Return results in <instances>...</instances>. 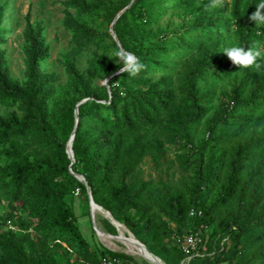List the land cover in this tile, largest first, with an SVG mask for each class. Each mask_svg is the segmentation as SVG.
Returning <instances> with one entry per match:
<instances>
[{
    "label": "trees",
    "instance_id": "16d2710c",
    "mask_svg": "<svg viewBox=\"0 0 264 264\" xmlns=\"http://www.w3.org/2000/svg\"><path fill=\"white\" fill-rule=\"evenodd\" d=\"M4 1L0 0V43L4 41ZM168 1H174L175 7H192L208 0H127L120 10L132 2L131 6L113 24L121 46L111 37L115 49L95 55L86 73L76 68L74 57L90 43L100 45L101 39L89 21L105 13L109 2L69 0L65 4L63 23L71 33L74 48L64 65L77 99L53 118L47 104L54 93L55 76L41 69V63L49 58L50 47L42 26L32 23L31 11L25 16L23 30L24 81L11 77L5 52L0 50V105L20 112L0 115V207L5 209V214L0 215V264H102L103 258L122 262L112 252L100 253L96 237L92 249L83 237L72 204L79 189L89 209L88 194L85 184L71 171L84 176L94 202L118 223L132 228L134 237L164 264H180L184 255L180 246L170 240L172 232L149 219L155 207L173 217L178 224V239L188 230L210 227L218 209L233 208L235 216L220 219L225 233L217 238L212 264L233 259L234 264H264V136L262 140L250 137L244 142L233 135L223 136L222 145L234 146L221 158L200 162L190 195L173 191L168 184H162L157 193L151 192V182L137 178L138 166L146 156L156 167L166 158L161 138H148L146 132L159 131L170 136L172 145L180 146L189 137L190 125L205 117L209 96H201L197 84L206 76L220 80L229 77L236 67L246 71L242 89L251 88L250 94L243 99L235 94L231 105L223 102L222 116L244 113L250 117L264 106L263 56L249 67L229 61L216 70L212 53L203 51L182 86L176 87L166 73L159 78L153 76L156 69L164 71L162 59L170 46L189 45L185 36L170 39L160 28H153ZM258 2L231 0L228 7L215 12L201 26L198 49L204 48L212 34L221 36L228 27L242 39L264 42V25L250 19ZM121 50L144 65L138 75L121 71L124 61L117 55ZM224 70L227 73H220ZM98 77L107 80V85H94ZM85 99L78 106L72 163L67 143L75 127L76 106ZM210 125L216 131L219 121H211ZM53 126L61 127L62 137L54 133ZM39 137L48 143L56 141L57 154L31 158L30 145ZM205 150L206 145L201 152ZM214 193L218 199L208 207V198ZM192 209L201 210L202 216L190 217ZM11 228L20 230L23 239ZM32 232L38 237L34 238ZM167 238L171 244L164 242ZM224 239L232 243L227 253V243L222 246ZM205 257L193 258L189 264Z\"/></svg>",
    "mask_w": 264,
    "mask_h": 264
},
{
    "label": "rangeland",
    "instance_id": "374dc122",
    "mask_svg": "<svg viewBox=\"0 0 264 264\" xmlns=\"http://www.w3.org/2000/svg\"><path fill=\"white\" fill-rule=\"evenodd\" d=\"M69 0H6L4 18L1 24V29L4 31V41L0 43V50L5 52L7 63L9 66L11 77L24 81L25 79V55H24V38L23 30L25 25V16L28 11H31V21L34 25H40L43 28V37L45 42L50 47L49 58L41 63V69L46 74H53L55 82L53 84L54 93L47 104L48 113L51 118L57 116L64 108V106L75 99L77 95L73 92L69 84V78L65 68V61L67 55L73 50L72 36L68 29L64 26V10L65 4ZM127 0H108V9L105 13L95 15L89 21L92 28L97 31V36L100 45L90 43L86 45L74 57L76 68L86 73L91 66V61L95 55L110 53L115 48L112 45L110 38L112 36L111 27L116 16L122 11L120 8L126 4ZM231 0H208L198 3L195 6H181L175 7L174 1H168L165 12L160 16L158 22L153 25L154 30H160L166 35V38L179 39L185 36L189 41L188 47H180V43H174L169 47V53L163 57L162 63L164 71L161 68L156 69L153 76L159 78L166 75L170 78L173 84L182 86L193 71V62L202 57V52H211L212 66L218 70L226 66L231 61L223 52L225 48L232 46H239L245 49H254L261 52L264 57V42L247 41L245 38H240L234 33L232 27H228L223 35L218 36L212 34L210 38L206 39L203 49H198L196 43L197 37L202 32L201 26L205 25L208 19L218 10L226 8L230 5ZM4 4V3H3ZM73 12L72 9H70ZM211 14V15H210ZM114 17V18H113ZM195 27L194 29H192ZM158 38L159 35H158ZM114 40V38H113ZM185 40V43H186ZM115 41V40H114ZM116 42V41H115ZM252 42V43H251ZM251 43V44H249ZM119 47L118 43L116 42ZM210 59V60H211ZM229 70V69H227ZM227 70L220 73H227ZM246 78V71L240 70L236 67L232 70L229 77L223 79H216V77H205L197 84L200 95L208 94L209 99L206 100L208 112L205 117L190 125L189 137H185L180 146L172 145L170 136L161 134L159 131L146 132L148 138L159 137L164 142V149L166 151V158L162 161L160 167H156L151 158L146 156L139 164L137 169V178L144 181H150L149 190L151 192H159L162 190V184H168L173 191L183 192L190 195V188L193 184V179L200 166L208 163L213 157L215 159L221 158L225 154H229L234 144L222 145L221 140L223 136H236L235 140L244 142L250 137L260 138L264 136V106L250 117L239 113L236 115L222 116L223 102L225 106L231 105L232 96L239 94L240 98H246L251 88L242 89V81ZM105 80L98 77L93 81L94 85L103 84ZM228 96H231L229 98ZM13 112L20 114L16 108H9L0 105V115L5 117ZM241 116V117H240ZM240 118H245L240 120ZM248 119V121H247ZM211 121H219V128L212 131L210 128ZM61 127L53 126L54 133L62 137ZM264 139V137H263ZM206 145V150L201 152L203 146ZM57 143L51 140L50 143L42 137L35 139V142L30 145L29 153L31 158L38 156L52 157L57 154ZM74 163V162H73ZM79 190V189H77ZM77 190L74 193V202L72 204L75 215L78 218V225L83 237L89 242L92 249L93 238L96 237L97 249L100 253L112 252L120 259V264H153L133 253L127 245L115 240H102L96 235L94 227L101 229L112 236H118L120 233L117 228L111 223L110 219L106 217L99 209L96 210L94 221H92L90 208H86L83 202V196ZM218 199L217 193H214L208 198V207L216 202ZM218 209L214 214L215 222L210 227H205L201 232L206 240L201 253L206 257L198 259L192 264H212L215 258L212 254L216 252L218 247V237L225 233V230L220 225V219L232 218L235 216L233 208ZM5 214V209L0 207V215ZM149 219L153 220L155 224H163L168 230L172 232L171 241L180 246L176 233H178V224L173 220V217L167 213H163L157 207L149 215ZM125 234L132 232V228L124 223H120ZM114 227L115 230L112 229ZM13 232L18 233L17 237H21L20 230L11 228ZM33 237L37 238L38 234L32 232ZM134 235V234H133ZM108 241V242H107ZM169 238L164 242L170 243ZM231 242L226 244V253L231 250ZM65 247V244L61 245ZM104 251H101V250ZM130 252V253H129ZM231 252V251H230ZM132 253V254H131ZM231 254V253H230ZM211 256V257H210ZM235 259L227 261L222 264H234ZM182 264V263H180Z\"/></svg>",
    "mask_w": 264,
    "mask_h": 264
},
{
    "label": "clouds",
    "instance_id": "9594fccd",
    "mask_svg": "<svg viewBox=\"0 0 264 264\" xmlns=\"http://www.w3.org/2000/svg\"><path fill=\"white\" fill-rule=\"evenodd\" d=\"M262 10H264V0H259L256 4V10L250 16V19L259 25H264V11ZM223 52L233 64L241 67H249L256 64L257 58L261 56V52L258 50L245 49L239 46L225 48ZM117 55L124 61L122 71H127L130 75L136 76L143 70L144 65L132 54L121 50Z\"/></svg>",
    "mask_w": 264,
    "mask_h": 264
},
{
    "label": "built area",
    "instance_id": "2783aa9c",
    "mask_svg": "<svg viewBox=\"0 0 264 264\" xmlns=\"http://www.w3.org/2000/svg\"><path fill=\"white\" fill-rule=\"evenodd\" d=\"M77 192H79V190H77ZM189 216L200 217L202 216V211L192 209L189 212ZM178 241L180 243V249L184 255V259L181 262L182 264H189L193 258L202 257L204 255L203 253H201V250L205 245L206 240L201 230H197V231L188 230V232L185 235H183L181 238H179ZM227 242L228 240L224 239L222 242V246L224 245V243ZM117 263L118 261L116 259H111V258L102 259V264H117Z\"/></svg>",
    "mask_w": 264,
    "mask_h": 264
},
{
    "label": "bare ground",
    "instance_id": "6f19581e",
    "mask_svg": "<svg viewBox=\"0 0 264 264\" xmlns=\"http://www.w3.org/2000/svg\"><path fill=\"white\" fill-rule=\"evenodd\" d=\"M69 148H70V146H68V149ZM97 209H99L101 212H103V214L110 219V216L104 210L98 208L95 205H93L92 210H91L93 216L95 215ZM117 226L120 230L119 231L120 235L112 236V235L104 232L103 230L96 228L98 231V236L102 240L115 239V240H118V241L124 243L125 245H127V247L133 253L140 255L141 257L145 258L146 260H148L149 262H151L153 264H164V262L162 260H160L158 257L152 256L150 254V251H148L147 249L144 248L145 246H142L141 244H139L141 242L139 240H137L133 234H131L130 232H127L125 234V230H124L122 225H117Z\"/></svg>",
    "mask_w": 264,
    "mask_h": 264
},
{
    "label": "water",
    "instance_id": "95a60500",
    "mask_svg": "<svg viewBox=\"0 0 264 264\" xmlns=\"http://www.w3.org/2000/svg\"><path fill=\"white\" fill-rule=\"evenodd\" d=\"M132 2H133V0H132ZM132 2L127 6V7H125L117 16H116V18H115V20H114V22H113V24L115 23V21L131 6V4H132ZM113 24H112V27H111V33H112V36H113V38H114V40L118 43V45L119 46H121L120 45V43H119V40L117 39V37H116V34L114 33V31H113ZM122 71V70H121ZM103 85H107V80H105L104 81V83H103ZM87 99H85V100H82L81 102H79L78 104H77V106H76V109H75V118H76V120H75V127H74V130H73V132H72V135H71V137H70V139H69V141H68V143H67V154H68V157L71 159V161H72V163L73 162H75V160H74V154H73V150H72V143H73V139H74V136H75V131H76V129H77V126H78V122H79V119H78V106L80 105V104H82V103H84L85 101H86ZM68 146H70V148L68 149ZM71 173L80 181V182H83L84 184H85V186H86V189H87V194H88V200H89V208H90V214H91V218H92V221H94V216H93V214H92V212H91V210H92V207H93V205H95V206H97L98 208H100V209H102V210H104L101 206H99V205H97L95 202H94V200H93V198H92V194H91V191H90V188H89V186H88V184H87V181L85 180V178H84V176H82V175H79V174H75L74 172H72L71 171ZM109 216H110V221H111V223L117 228V225H121L120 223H118L116 220H114V218L112 217V215H111V213L109 212V211H106V210H104ZM94 230H95V233H96V235L98 236V231H97V229H96V227H94ZM117 230H118V228H117ZM119 232V231H118ZM139 244H141L142 246H144V244H142V243H139ZM150 254L152 255V256H155L154 254H152L151 252H150ZM156 257V256H155Z\"/></svg>",
    "mask_w": 264,
    "mask_h": 264
}]
</instances>
